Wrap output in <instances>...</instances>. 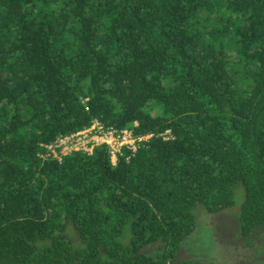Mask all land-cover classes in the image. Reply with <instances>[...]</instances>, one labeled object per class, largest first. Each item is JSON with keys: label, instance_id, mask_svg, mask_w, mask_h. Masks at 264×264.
Returning <instances> with one entry per match:
<instances>
[{"label": "trees", "instance_id": "1", "mask_svg": "<svg viewBox=\"0 0 264 264\" xmlns=\"http://www.w3.org/2000/svg\"><path fill=\"white\" fill-rule=\"evenodd\" d=\"M94 120L154 137L46 156ZM238 205L264 225V0H0V264H174Z\"/></svg>", "mask_w": 264, "mask_h": 264}, {"label": "flooded vegetation", "instance_id": "2", "mask_svg": "<svg viewBox=\"0 0 264 264\" xmlns=\"http://www.w3.org/2000/svg\"><path fill=\"white\" fill-rule=\"evenodd\" d=\"M237 208L208 212L207 217L197 220L196 231L181 241L180 247L187 250L190 256L198 254L203 258V264H262L264 253L259 250V245L264 226L249 228L243 225ZM246 237L253 241L252 247H245ZM162 246L156 242L144 245L143 248L148 253L157 247L166 249L165 245ZM193 260L191 257L184 261L202 264Z\"/></svg>", "mask_w": 264, "mask_h": 264}, {"label": "built area", "instance_id": "3", "mask_svg": "<svg viewBox=\"0 0 264 264\" xmlns=\"http://www.w3.org/2000/svg\"><path fill=\"white\" fill-rule=\"evenodd\" d=\"M135 126H138V123H135ZM152 137L153 134L136 136L132 129L106 128L100 121L94 120L89 128L62 136L55 145L43 146L47 150V157L51 155L52 158L61 160L62 155L65 156L72 152L92 154L96 147L105 145L109 148L113 164H116L119 155H123L126 149L130 150L132 155H135L140 148V144L151 140ZM56 148L59 149L60 153Z\"/></svg>", "mask_w": 264, "mask_h": 264}, {"label": "water", "instance_id": "4", "mask_svg": "<svg viewBox=\"0 0 264 264\" xmlns=\"http://www.w3.org/2000/svg\"><path fill=\"white\" fill-rule=\"evenodd\" d=\"M196 231V230H195ZM141 253H145L146 252V248H142L140 250ZM198 254H193L192 256H190L188 253H187V250H185L184 248H181L180 247V250L178 252V255H177V258L173 261L174 264H179L181 262H183L184 260H188L190 259L191 257L194 259L193 261L196 262V260H198L199 263H204L203 261H201V257H199V255L197 256Z\"/></svg>", "mask_w": 264, "mask_h": 264}, {"label": "rangeland", "instance_id": "5", "mask_svg": "<svg viewBox=\"0 0 264 264\" xmlns=\"http://www.w3.org/2000/svg\"><path fill=\"white\" fill-rule=\"evenodd\" d=\"M227 209H229V208H227ZM197 210L199 211V209H197ZM237 210H239V207L237 208ZM207 215L205 213H198L197 214V219H200L201 217H207ZM261 236H262V239H261L262 241L260 242L259 250L264 253V231L262 232ZM248 246L252 247L253 246V241L251 240V238L248 239L246 237V239H245V247H248ZM162 247H164V245ZM262 264H264V261L262 262Z\"/></svg>", "mask_w": 264, "mask_h": 264}, {"label": "clouds", "instance_id": "6", "mask_svg": "<svg viewBox=\"0 0 264 264\" xmlns=\"http://www.w3.org/2000/svg\"><path fill=\"white\" fill-rule=\"evenodd\" d=\"M170 134V131H168V132H166L163 136H166V135H169ZM153 137H154V135H153ZM152 137V138H153ZM137 153V152H136ZM135 153V154H136ZM238 207H239V213H240V211H241V205H238ZM227 209V208H226ZM205 213L206 215H207V213H208V211H206V210H204V211H200L199 213ZM215 212V211H214ZM240 220H241V217H240ZM264 226V225H263ZM257 227H260V226H257ZM160 243V244H162V245H165L162 241L160 242V241H154V242H149L147 245H149L150 243ZM144 246V245H143ZM143 246H142V248H143Z\"/></svg>", "mask_w": 264, "mask_h": 264}]
</instances>
